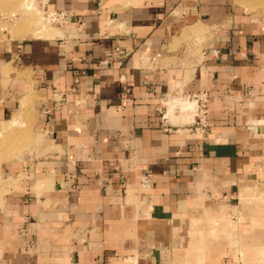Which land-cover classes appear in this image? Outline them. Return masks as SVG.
Returning <instances> with one entry per match:
<instances>
[{"label": "crops", "instance_id": "0c3cea01", "mask_svg": "<svg viewBox=\"0 0 264 264\" xmlns=\"http://www.w3.org/2000/svg\"><path fill=\"white\" fill-rule=\"evenodd\" d=\"M46 2L67 15L52 38L0 32V77L4 63L18 67L23 90L32 71L51 139L46 157L13 174L0 210L7 264H173L192 224L227 220L230 200L261 170L264 26L226 0ZM199 22L213 37L192 65L174 40ZM182 90L211 96L204 138L181 115L162 122L163 96ZM16 108L0 100L1 114ZM220 244L208 242L203 264H240Z\"/></svg>", "mask_w": 264, "mask_h": 264}, {"label": "rangeland", "instance_id": "374dc122", "mask_svg": "<svg viewBox=\"0 0 264 264\" xmlns=\"http://www.w3.org/2000/svg\"><path fill=\"white\" fill-rule=\"evenodd\" d=\"M30 1L31 0H0V32L5 30L11 31L12 28L15 29L14 32H17V30H23V28H25L29 32H32L33 29L37 27V21L41 18V16L32 9H27V2ZM41 1L42 0L39 1L40 4L37 5V7L40 10H44L46 7L44 4H42L43 2ZM226 1L230 5V7H232L237 12L238 18H242V16L247 17V19L252 18L253 24L259 27L264 26V11L260 8L256 9L255 11L247 12L245 9L246 5L239 2L238 0ZM25 12H27V14ZM11 14L14 15L11 16ZM15 24H19L20 27H12V25ZM21 24L26 26L23 27L21 26ZM199 24H202L204 27H196L197 32L195 31L194 33V30L192 31V29V33L187 32L192 24H186L180 38L174 40L175 44L183 43L186 46L184 51L187 55V59H190L189 62L192 65L196 62L195 59L200 60L202 58V52L205 49L207 41L213 37L211 35V28L208 26V24H203L200 22ZM50 27H53L52 30L55 29L56 31L58 28H62L63 25L52 21L50 22ZM12 35L16 38H26V36L31 37L30 34L26 36H14L15 34ZM52 36L53 33L49 38H52ZM13 70L14 71H11L13 73L10 72L9 74H3L1 70L3 78L0 77V100L12 98L14 101V105H17V108L14 114L12 112V116L6 114L3 115L0 112V128L1 126H3L2 123H4V121L6 122L7 120L6 123H10L11 119L13 120L14 117H19L20 121H22V127L19 124H17L18 127L16 125H13L16 127L9 129L10 131L9 133H7L10 134V132H15V138H11V140L13 141L11 144L17 143L18 147L14 145L13 148H10L11 150L13 149L14 151H16V153H14L13 150L9 152L4 147L0 146V210H3L4 208L8 192L14 189L17 185L16 183L20 178V175L18 173L22 172V168L26 167L27 162L29 161L28 159L30 157H32L33 160L34 158L43 159L44 157H46L47 149L49 148L51 143V139L48 137V134L45 131L41 130V99L38 93L35 91L36 83L31 77L32 71L26 70L29 75L25 76V84H23L25 85V87L22 90V84H20L18 78L23 74V71L21 72L20 69L18 70V67L14 68ZM11 77H13V79ZM14 81L17 82V86H15ZM19 89L22 91H20ZM22 96H26L29 101L26 106H22ZM17 114H19V116ZM6 132L5 130L3 131L4 134ZM4 134L2 135V137H0V139L6 137L4 136ZM2 149L5 151L4 156L1 153ZM6 151H8L9 153ZM20 153L23 154L22 158ZM262 162L263 164H261V166L258 162L253 165L260 166L257 169L261 170H254L249 173V180L251 181L252 185L245 184L244 181L242 184V190L240 191L239 195L235 196L233 200H230L232 201L231 203L234 206H237V208L235 207L234 209H231L229 214L230 216H226L228 218L227 220H225L226 218H223L222 216H219V219L217 218L219 221H221V223L219 222L218 224H228L227 228H224L221 232L209 231L207 227L213 223V220L208 222V224L206 225V230L201 226L200 223L194 222L195 224H192L190 230V242L186 245L185 249L175 250L173 264H203L204 251L208 242L210 244L213 243L217 245V243L220 241V246L225 245L223 246L225 248V251L228 250V246L234 247V249L236 250L237 258L240 257V259L243 260V264H264V207L260 208L256 213L251 211V209L255 208L256 205L264 202V193L256 194V188H258V190L264 191V157L262 159ZM13 174H17L15 175V178H18V180L14 179ZM210 200L212 201V198ZM213 201H215L213 202L214 204L217 202V205L221 202H224V200L222 199L220 201ZM238 213H242L243 218H240L242 219L239 222L240 225L236 226L235 222L237 221H235L234 218L238 217ZM228 234H236L237 237H233L234 243H230L229 239L231 238H229ZM197 235H200V237L198 238ZM244 237H247L253 242L245 243V245L244 243H242V238ZM221 238L223 239L221 240ZM4 250L5 247L3 245V241L0 240V264H7ZM214 250L219 254H224L225 252L222 248L217 247H214ZM11 263L13 262L10 261L9 264ZM15 263L17 264V262Z\"/></svg>", "mask_w": 264, "mask_h": 264}, {"label": "bare ground", "instance_id": "6f19581e", "mask_svg": "<svg viewBox=\"0 0 264 264\" xmlns=\"http://www.w3.org/2000/svg\"><path fill=\"white\" fill-rule=\"evenodd\" d=\"M48 1V0H47ZM239 2H241V3H243V4H245L246 5V7H245V9H246V11L247 12H251V11H255L256 9H261V10H263L264 11V0H238ZM41 2H43L42 4H44L45 5V9L44 10H40L38 7H37V5H35V2H34V0H33V2H32V0L30 1V2H27L28 4H27V9L28 10H33V11H35L37 14H39L40 16H41V18L37 21V27L36 28H34L33 29V31L32 32H29V31H27L25 28H23V30H20V31H18L17 30V32H14L15 31V29H11V34H15L14 36H26V35H28V34H30L31 35V37H34V38H41V39H48L51 35H52V33H53V31H55V29L54 30H52L53 29V27H50V22H57V23H59V24H61V25H65V23H66V14H65V12L64 11H62V12H58L57 10H50L49 8H48V2H46V0H42ZM25 8V7H24ZM46 10V11H45ZM48 10V11H47ZM50 10V11H49ZM26 14H27V12H25ZM35 13V14H36ZM25 14V15H26ZM14 14H11V16H13ZM65 16V17H64ZM52 25V24H51ZM21 26H26V25H22L21 24ZM199 26H201V25H199ZM12 27H20V25L19 24H15V25H12ZM11 28V27H10ZM52 30V31H51ZM59 30V29H58ZM194 30V31H193ZM197 29H196V27H194L193 29H192V31H193V33L196 31ZM57 31V30H56ZM52 32V33H51ZM58 33L60 32V31H57ZM197 32V31H196ZM56 34V33H55ZM12 36V35H11ZM58 36V35H57ZM50 39V38H49ZM14 71V70H13ZM11 72V68H10V66L9 65H7L6 63H4L3 64V66H2V73L3 74H9ZM22 98V97H21ZM21 103H22V106H26L28 103H29V101H28V99H27V97L26 96H24L22 99H21ZM183 114L181 115V118H184V117H186L185 119H189L188 121H190V123L192 122V120H193V114H194V105L192 104V102H183ZM168 113H170L171 115H172V111H171V109L169 110V112ZM21 114V113H20ZM18 116H19V114H17ZM14 116H16V115H14ZM22 117V116H21ZM6 122H7V120H6ZM5 121H4V123H2L3 124V126H1V128H0V137H2V135L4 134L3 133V131L5 130V132L6 131H8V132H6L5 134H4V136H6V137H3L2 139H0V146H2V147H4L5 149H7L9 152L10 151H12L11 150V148H13V146L15 145L16 147H18L17 145V143H13V144H11L13 141L11 140V138L12 139H14L15 138V136H14V133L15 132H10V134H7V133H9V129H11V128H13V127H16L17 126V124H19V125H21V127H22V121H20V119H19V117H14L13 118V120L11 119V121H10V123L8 122V123H6ZM24 123V122H23ZM188 124H189V122H188ZM13 125H16V126H13ZM12 126V127H11ZM18 127V126H17ZM13 130V129H12ZM186 130H187V132H188V128H187V126H186ZM189 133V132H188ZM255 138H259V140H261L262 141V144H263V146H264V129H260L258 132H256L255 133ZM14 137V138H13ZM1 141H3V142H1ZM11 147V148H10ZM264 149V148H263ZM8 151H6V152H8ZM8 152V153H9ZM13 152L14 153H16V151H14L13 150ZM2 155L4 156L5 155V151L2 149ZM12 153V152H11ZM17 154H19V153H17ZM21 154V153H20ZM7 155V154H6ZM3 156H1V157H3ZM20 157V156H19ZM1 162V161H0ZM1 170V169H0ZM263 189V188H262ZM264 193V191H262V190H258V188H256V194H263ZM1 198V197H0ZM0 203H1V199H0ZM262 207H264V202L263 203H261V204H258V205H256L255 206V208H253V209H251V211H253V212H258V210L260 209V208H262ZM224 208V207H223ZM236 208H237V206H236ZM240 218H243V214L242 213H238V217L237 218H234L235 219V221H237V222H235V225L236 226H238V225H240L239 224V222L242 220V219H240ZM214 223H212V224H210L208 227H207V229L209 230V231H222L224 228H227V226H228V224H216L217 226H216V228H214V225H213ZM229 235V237L230 238H233V237H237L236 236V234H228ZM242 243H248V242H253L252 240H249L247 237L245 238H242ZM246 245V244H245ZM246 247V246H245ZM231 251H229L230 253H233V250L234 249H230ZM238 259H239V262H240V264H243L242 263V261L243 260H241L240 259V257H238Z\"/></svg>", "mask_w": 264, "mask_h": 264}, {"label": "built area", "instance_id": "2783aa9c", "mask_svg": "<svg viewBox=\"0 0 264 264\" xmlns=\"http://www.w3.org/2000/svg\"><path fill=\"white\" fill-rule=\"evenodd\" d=\"M62 12V10H57ZM67 16V15H66ZM65 17V16H64ZM210 100L211 96L208 91L200 90L195 92L178 91L173 92V96H163L161 106L157 109L162 122L169 117V110H172V114L182 115L183 102H192L194 105L193 120L187 126L188 132L191 135H196L201 138L206 137L210 132Z\"/></svg>", "mask_w": 264, "mask_h": 264}]
</instances>
